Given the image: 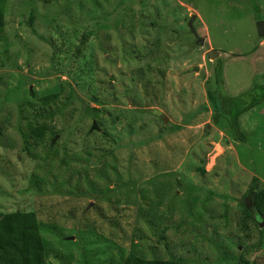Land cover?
Masks as SVG:
<instances>
[{
    "label": "rangeland",
    "instance_id": "374dc122",
    "mask_svg": "<svg viewBox=\"0 0 264 264\" xmlns=\"http://www.w3.org/2000/svg\"><path fill=\"white\" fill-rule=\"evenodd\" d=\"M43 1L6 2L0 212L35 213L46 264H122L129 254L264 264V221L242 222L237 206L252 177L264 187V104L240 116L242 143L225 121L213 125L205 85L213 49L232 96L264 87V0ZM131 121L137 139L158 136L130 163L113 146ZM32 123L48 128L42 142L28 138Z\"/></svg>",
    "mask_w": 264,
    "mask_h": 264
},
{
    "label": "trees",
    "instance_id": "16d2710c",
    "mask_svg": "<svg viewBox=\"0 0 264 264\" xmlns=\"http://www.w3.org/2000/svg\"><path fill=\"white\" fill-rule=\"evenodd\" d=\"M126 3L131 0H124ZM242 1V0H241ZM251 1V0H250ZM254 1V0H253ZM6 2L7 0H0V39L3 37L4 30L6 28L5 15H6ZM44 3L47 1L44 0ZM121 5H117V2L112 5L111 10H118ZM255 12H259V8L255 5ZM107 14V13H106ZM109 15V13L107 14ZM34 15L29 14L28 25L31 26L34 22ZM257 20H262L258 18ZM101 22V21H98ZM131 29V28H130ZM190 33V32H189ZM86 34L81 36L80 44L75 48L74 52L70 55L74 61L83 57L82 53L84 47L87 44ZM52 48L53 45L51 44ZM142 48V47H141ZM140 48V49H141ZM62 53V50L59 51ZM7 51L0 49V56H5ZM79 57V58H78ZM77 61L74 65L69 66L70 70L76 68ZM213 75L211 80L205 82L206 85V97L207 101L213 112L212 122L213 125H220L221 122H226V126L230 129L233 137L240 141L245 142L246 138L242 134L239 118L244 113L254 110L259 104H264V87L259 84H253V86L244 92H240L238 95L232 96L225 86V76L223 72V62L218 59L214 63ZM6 64L1 68H5ZM146 69L151 70L150 66ZM82 73V72H81ZM85 74V73H83ZM86 75V74H85ZM214 78V79H213ZM209 82V83H208ZM21 88V84H20ZM20 88H16L14 92H20ZM229 93V94H228ZM31 94V93H30ZM33 97V95L31 94ZM42 102L48 104L49 99L45 98ZM101 105V104H100ZM207 107H204L205 112H207ZM90 111L96 112V109H89ZM45 116L51 118L47 113ZM41 115L34 116L36 120H43ZM191 117L187 116L188 121ZM118 118V117H117ZM117 121V119H115ZM120 122V121H119ZM186 122V121H185ZM133 121L126 123V140L122 143L114 144L113 149L125 148L128 149V155L130 158V163L133 160V150L139 148L141 145L148 144L152 139L157 138L158 135L145 139L143 141L137 139L139 133L135 132V136H132L134 133ZM169 126L165 127L168 128ZM27 136L29 139L42 142L48 134V128L45 124L35 123L28 124L27 126ZM94 132L96 130H93ZM167 131V129H166ZM163 134V133H162ZM55 136L52 137L51 141L53 142ZM108 140V139H107ZM115 142V141H114ZM51 143V142H50ZM49 145L52 146L53 143ZM51 149V148H50ZM127 176L130 179L133 170L131 167H127ZM200 174L203 176L206 174L203 168L197 169ZM100 180L106 185L108 180L107 177H102L101 174L98 176ZM136 181H134L135 183ZM251 185L249 186L246 194L243 196V200H239L237 206L240 207V220L242 222H249L258 227L261 221H264V187L261 184V181L256 177L251 178ZM118 186H116L117 188ZM260 227V225H259ZM260 232L264 233V228L260 229ZM0 264H46V249L41 235V228L38 223V219L34 212H27L24 210H15L9 213L0 212ZM122 264H190L186 263L182 259L170 258L168 260L161 259H146L139 256L129 254L124 258ZM232 264H257L253 261H239Z\"/></svg>",
    "mask_w": 264,
    "mask_h": 264
},
{
    "label": "water",
    "instance_id": "95a60500",
    "mask_svg": "<svg viewBox=\"0 0 264 264\" xmlns=\"http://www.w3.org/2000/svg\"><path fill=\"white\" fill-rule=\"evenodd\" d=\"M256 31H257V35L260 38H264V21H260L256 23ZM191 32H193L192 28H191ZM193 34L195 35V33L193 32ZM197 39V38H196ZM200 45H203V41H200ZM208 57L211 61H215V59H217L218 54L215 53L214 51H211L208 53ZM163 123H165V120H162ZM93 129H95V126L93 125ZM91 206V205H90ZM263 224H260V227H263Z\"/></svg>",
    "mask_w": 264,
    "mask_h": 264
},
{
    "label": "clouds",
    "instance_id": "9594fccd",
    "mask_svg": "<svg viewBox=\"0 0 264 264\" xmlns=\"http://www.w3.org/2000/svg\"><path fill=\"white\" fill-rule=\"evenodd\" d=\"M260 21H264V20H258L257 22H260ZM194 32V31H193ZM193 32H192V34H193ZM194 35V34H193ZM194 37H195V40L196 41H198V42H200V41H203V45H199V46H204V43H205V41H204V39H199L198 37H197V34L195 33V35H194ZM197 38V39H196ZM260 38V37H259ZM262 39H264V38H262ZM264 41V40H263ZM196 43V42H195ZM212 51H213V49H212ZM209 52H211L210 50L207 52V56H208V53ZM219 55H218V57H217V59H215V61L216 60H218L219 59ZM210 60V59H209ZM215 61H209L210 63H213V62H215ZM92 130H96V129H92ZM96 131H98V130H96Z\"/></svg>",
    "mask_w": 264,
    "mask_h": 264
},
{
    "label": "crops",
    "instance_id": "0c3cea01",
    "mask_svg": "<svg viewBox=\"0 0 264 264\" xmlns=\"http://www.w3.org/2000/svg\"><path fill=\"white\" fill-rule=\"evenodd\" d=\"M259 8V7H258ZM259 11H260V9H259ZM264 42V41H263ZM226 84V83H225ZM238 89V91H240V88H237ZM231 92V91H230Z\"/></svg>",
    "mask_w": 264,
    "mask_h": 264
}]
</instances>
